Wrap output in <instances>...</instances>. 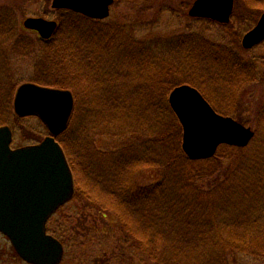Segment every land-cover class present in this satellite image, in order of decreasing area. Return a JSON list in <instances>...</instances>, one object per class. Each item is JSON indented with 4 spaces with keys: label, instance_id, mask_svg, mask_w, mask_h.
Masks as SVG:
<instances>
[{
    "label": "rangeland",
    "instance_id": "rangeland-1",
    "mask_svg": "<svg viewBox=\"0 0 264 264\" xmlns=\"http://www.w3.org/2000/svg\"><path fill=\"white\" fill-rule=\"evenodd\" d=\"M186 1L189 0H151L152 3L148 4V1H145V4H143L142 1L141 4V0H115L110 9V15L101 20L100 24H97L103 43V46L99 45L100 48L105 51V45L111 46V44L106 43L108 40L110 41L111 34H113V37H117V40L124 39L122 29L133 26L136 31L135 39L145 41L143 43L146 45H143L145 47L142 46V48L148 57L134 56L135 53L129 51L127 52L130 56L128 59L124 58V54L117 53L116 59L111 60L107 59L105 54L101 53V50L95 49V40L91 39L89 41L86 36L82 35L83 33H81L82 38H76L74 50L71 47L64 50L59 48L56 51H48L47 47L40 45L39 38H43L39 36V33L27 29L23 25V20L27 17H44L58 21V27L52 35H55L56 42L63 40L64 33L66 35L70 32H76L77 37L76 16L68 13L69 9L53 8L52 0H0V7L12 8L15 11L16 25L25 40L32 39V43L35 42L34 48H31V52L25 56L13 51V41L7 43L2 51L0 49V99H2L0 110L5 109L0 115V124H7L12 128L14 133L12 146L15 148L35 143V140L39 142L45 138L43 134H40L42 128L40 127L41 120L39 117L25 119L24 121L16 119L19 116L13 109V99L18 87L22 83L34 82L33 80L39 79L53 85L62 84V81L66 78L60 77V72L73 71L74 66H76V73L73 77L71 74L68 77L74 80L75 76L78 77L79 70L81 73L84 71L85 78L81 77V89L78 88L77 79L76 90L80 98L88 100L87 107L82 105L79 107L78 113L77 110L73 111L74 114H72V119H70L68 125L70 134L67 137L65 153L68 161H72L71 163L69 161V164L74 175L75 187L77 188V176L82 188H85L83 190L94 196L98 194L101 201H112L108 196H105L106 191L102 189L103 186L87 175L88 169L83 163L86 159H82L78 155L80 148L86 146L87 142L90 141L94 150H91V152H94L92 157L96 154L100 160L96 161L94 157L93 164L96 163L99 167H101V160L110 158L111 153H117L125 145L141 140V138L142 140L136 143V146L148 145L147 157L150 159L160 156L162 149L158 136L159 119L157 111L154 115L152 114L151 104H147L150 109L149 112L143 114L145 118L136 112H126L122 119L118 120L116 117H109L108 112L103 107H99L100 96L104 97L103 90L112 88L114 87L113 84L117 83V93L122 98V105L128 107L127 110H130L133 106L131 105L133 96H141L142 98L147 93L148 99H150L153 96L151 91L153 80H157L160 75V61L152 55V46L155 48V43L160 42V39H162L160 49L167 53L166 60L171 62H176L179 59V55L172 54L175 55L172 56L169 53L170 50L176 48L177 44L179 46L187 45L189 48L198 45L194 47L196 51L203 49L205 52H210L209 47L199 39V35H203L217 43L234 45L231 37L226 33L227 28H224L222 24L203 17L190 16L188 10H184ZM193 2L194 0H191L189 4L192 5ZM257 7L260 8L258 9L260 11H256L255 14L253 9ZM235 9L237 14L233 17L230 32L237 33L236 38L240 37L241 42L243 35L264 12V0H260V2L258 0H235ZM251 12L253 15L250 14ZM89 25L90 20L81 19V26L88 29ZM190 33H194L193 36L188 35ZM20 42L22 41L18 43ZM240 42L237 43L233 52L245 58L249 63L256 64L257 76L254 78H252L253 76L251 78L247 77V80L232 83L229 86L228 91L230 92H227V95L224 93L226 90L222 89V92L219 90L221 84L219 78L208 77L205 74L206 68L198 66L190 68L181 63L179 67L182 71L175 76L178 82H183L186 77L197 80L219 107L228 109L232 116L255 131V136L248 146L237 149L225 145L222 149L221 161L217 159L208 163H201V168L206 171L220 172L218 175H212L210 180L187 182L185 173H179L175 176V179H180L181 184H184L183 191L191 195L192 219H198L199 221L205 219L206 224L210 225L214 231H217L218 225L231 222L230 219L225 218L229 215L236 218L239 212H254L257 199H255L256 197L252 191L253 186H241L245 183L243 180L245 175L241 176V169H244L247 160L258 157L261 159L264 156V79H262V73H264V42L252 49L242 48ZM42 49L48 52H44ZM111 50L112 48L107 50L108 55L109 52L112 54L115 52H111ZM4 57L7 60H4ZM195 59L197 61V58ZM71 60H76V65L68 63ZM217 60L216 64H213L210 59L206 60V65L209 64L207 73L213 74L214 69H217V67L220 69L222 57ZM125 62H128V64ZM137 63L139 64L137 65ZM252 66L254 67L253 64ZM88 72L92 73L91 78ZM51 87L64 88L56 85ZM107 94L108 92H106ZM9 95H12L10 100L12 109L10 111L6 109ZM125 95L130 99H127ZM82 110L89 111V118L84 119L83 116L81 117L84 113ZM86 114L84 117H86ZM177 121L178 128L176 132L181 136L180 147L183 151V127L178 118ZM120 125H124V127L121 128ZM123 131H126L127 134H121ZM132 131L137 132V134L131 133ZM137 135H140L141 138L137 139ZM166 139L168 141V138ZM129 157L141 161L145 159L143 154L138 152L130 153ZM185 164V167H190L188 163ZM150 166L152 165L144 163L141 168L134 172V180L138 187L143 188L149 185L152 187V184L161 179L163 174L161 168ZM103 168L107 171V167ZM131 174L130 171L129 175ZM247 175L251 178L255 177V174ZM249 176L248 178H250ZM206 180L210 183L209 185H207ZM202 184L205 185L201 186ZM107 203L109 207L113 206V201ZM116 205L113 207L117 211L126 210L123 209V205H119V203ZM127 215L124 214L123 217L126 218L136 232L142 234L143 231L138 220L128 219ZM50 222L51 229L63 234L65 240H67L68 247L66 248L64 264H154L147 258L142 249H138L130 238L128 240V235L121 230L119 221L112 214L104 215L102 211L76 196V194L71 201L60 208ZM223 238L221 237V239ZM223 241L222 249L225 250L223 254H219L221 255L220 259L215 258V261L212 259L211 262H208V258L205 256L194 253L193 256L188 257L191 260L190 264H264V257L248 255L239 249L232 248L226 253L229 240L223 239ZM4 245L6 247L10 246L4 235L0 233V247L3 249ZM17 263L21 264L19 261Z\"/></svg>",
    "mask_w": 264,
    "mask_h": 264
},
{
    "label": "trees",
    "instance_id": "trees-1",
    "mask_svg": "<svg viewBox=\"0 0 264 264\" xmlns=\"http://www.w3.org/2000/svg\"><path fill=\"white\" fill-rule=\"evenodd\" d=\"M142 1L143 4H145V1H148V4L152 3L151 0H141V4ZM190 1L191 0L186 1L184 5L185 11L189 9L187 7H190ZM258 1L260 2V0ZM258 9L260 8L257 7L253 9V12L256 14V11H260ZM67 12L76 16L78 36L76 37V32L67 33V36L64 33V35L62 36L63 40H61L60 42L55 41V35L52 37V39L48 41L39 38L41 43L40 45L43 47H47L48 51H56L59 48L64 50L65 48L71 47L72 50H74L76 46V38H82L81 33H83L82 35L86 36L89 41H91V39L96 41L95 49L101 50V53L105 54V57L107 59L115 60L117 53L124 54V58L128 59L130 56L127 52L129 51L134 52V56H139L141 58H143V56L145 58L148 57L145 55L142 48L143 45H146L145 43H143L145 41L142 42L135 39L136 31L133 26H127L126 29H122L125 36L124 39L121 38L120 40H117V37H113V34H111L110 41L108 40L106 42L111 44V46L105 45V51H103L102 48H100L101 45L103 46V43L101 42V34H99V27L97 25L101 23V20L92 19L75 11L68 10ZM236 14L237 11L235 9L233 17H235ZM250 14L253 15L252 12ZM15 15V11L12 8L0 7V49L2 51L4 49V46L7 45V43L13 41V51H15L21 56H25L31 52V48H34L35 42L32 43V39H29L27 41L25 40V37L16 25ZM83 18L86 20H90V25L88 29L81 26V19ZM232 25L233 23L231 22L227 25L222 26H224V28H227V31H225L227 35L231 37L232 44L234 45H228L226 43H217L197 33L200 37L199 39L205 45H207L209 47V51H211L205 52L203 49H199L196 51L194 47L198 45H193L191 46L192 48H189V46L187 45L179 46L177 44L176 48L170 50L169 52L170 55H179V59L176 61L177 63L166 60V58L168 57L167 53L164 50L160 49V47L162 46V39H160V42L157 41V43H155V48H153L152 46V55L156 56L155 58L157 60L159 59L160 61V75L159 78L157 77V80H153L151 90L153 92V96L150 97V99H148L147 93H145L142 98L141 96H133L131 99V105H133L131 108L132 110H127L128 107L122 105V98L119 96L120 94L118 95L117 93V83L113 84L114 87L103 90L104 97L102 95L100 96L99 107H103L104 110L108 112L109 117H116L118 118V120L122 119L126 112H136L138 115L144 117L143 114H145V112H149L148 110L150 109L147 104H151V107L153 109L152 114L154 115L157 111L159 119L158 136L162 149L160 156L156 158L153 157L152 159H150L149 157H147L148 145L136 146V143L142 140L140 135H137L136 137L137 139L141 138V140H137L134 143L125 145L121 148V151L117 153H111L110 158H107V160H101V167H99V165L96 163L95 165L93 164L94 157L96 161L100 160L96 156V154H94V156L92 157L94 152H91V150H93V146L90 141L87 142L86 146H82L79 150V157H81L82 159H86L85 161H82L87 167L86 169H88L87 175L103 186L102 189H105L104 191H106L105 196H108L110 200L113 201V206H117L116 204L119 203V205H123V209L126 210L122 212L117 211L115 207H109V204L107 203L112 201H101V199H99L98 197V194L94 196L91 193H88L83 190L85 188H82L81 184L79 183V180L77 179V176L76 196L85 200L89 204L94 205L98 210L102 211L104 215L112 214V216L117 221H119L121 225V230L128 235V240L130 238L132 242L137 245L138 249H142L143 253L147 256L149 260L154 262V264H190L191 260L188 257H191V255L193 256L194 253L205 256L206 258H208V262H211L212 259H214L213 261H215L217 258L220 259L221 255L219 254L224 253L225 249H222L224 242L223 239L229 240L227 244L228 246H230L228 247L226 245V253L230 251V249L234 248L239 249L240 251H243L248 255L264 257L263 155L261 159L258 157L251 160H247L246 166L244 167V169H241V176L245 175L243 177L244 179L241 178L245 182L241 186H253L252 191L254 193V196L256 197L255 199H257V203L255 205L256 209L254 210V212L251 213L239 212L238 215H236V218L230 215L229 217H225L226 219H230L231 222L226 223L224 225H218L217 231H214L210 225H207L205 219L200 221L198 219H192L193 214L190 208L191 195L186 193V191H183L182 187H184V184H181L180 179H175L176 174L185 173V176H187V182H195L196 180L199 182V180H210V177L212 175L220 174L219 171L213 173L211 170L206 171L205 169H202L201 163H208L217 159L221 161L222 149L223 146H225L226 144L222 145V147L220 146L218 152L209 159H202L201 161H198L188 158L180 147L181 136L179 133L176 132L178 128V121L169 104L168 96L175 86L188 82L200 88L205 93V95L213 102L214 106L219 111L223 113L229 112L228 109H223L222 107H219L213 101L210 94H208L207 91L203 89V87L197 80L186 77L183 82H178L175 76L182 71L181 67H179V64L181 63H184L186 67L190 68H194L195 66L206 68L205 74L208 77L211 76L219 78V80L221 81V84L219 85V90L220 92H222V89L226 90L224 92L225 94H227V92H230L228 90L229 86L232 83L244 81L247 77H237V74L235 73V66L237 64V61L239 60V57L234 54L233 50H235L237 43L239 44L240 37L236 38L237 33H235L234 31L230 32V27H232ZM123 27H125V25H123ZM193 34L194 33H190L188 35L193 36ZM19 41L22 42L18 43ZM109 48H112L111 52H115L113 54L109 52L108 55L107 50ZM42 50L44 52H48L47 50ZM221 57L222 62L220 64V69H218L217 67V69H214L213 74L207 73V68L209 64L206 65V60L210 59L213 64H216V61H218L217 59H220ZM195 58H197V61ZM4 60L7 59L4 57ZM68 63L76 65V60H71ZM125 63L128 64V62ZM138 64L139 63H137V65ZM74 73H76V66H74L73 71H61L60 77H65L66 79L62 81V84L54 85L72 90L75 97L76 105L74 111L77 110L78 113L80 106L83 105L84 107H87L88 99L80 98L76 90L77 79L78 88L81 89V77L85 78L84 71L81 73V71L79 70L78 77L75 76L74 80L73 78L68 77L69 74H71L73 77ZM88 74L91 78L92 73L88 72ZM33 81L41 85L54 86L53 84L47 83L42 79ZM106 92H108L107 95ZM11 96H8V101L6 103V109H8V111L12 109V104L10 102ZM125 97L127 98L126 95ZM1 102L2 99H0V104ZM3 110L5 109L3 108L2 110H0V115L3 113ZM82 112H84L81 115V117L83 116L82 118H89V111L86 112V110H82ZM139 112H141L142 114ZM85 114L86 117H84ZM36 117L37 116L34 115H32V117L19 116L16 119H21L22 121H24L25 119ZM2 125L3 124H0V126ZM120 126L121 128L124 127V125ZM40 127L42 128L40 134H43L44 137L47 136L49 132L42 120ZM68 129H70L69 126L64 132L57 136L58 141L61 145H63L62 147H64L65 151L67 137L70 134V130ZM137 132L132 131L131 133L137 134ZM121 134L127 133L126 131H123ZM166 138H168V141ZM34 142L36 143L38 141L35 140ZM226 146H229L230 148L241 149V147L239 148L232 145ZM132 152H138L143 154L145 159L143 161L138 159H131V157H129V154ZM71 162L72 161H70V163ZM144 163L152 165L150 167L159 166V168H161V170L163 171V174L160 180H158L155 184H152V187H150L151 185H149L147 187L140 188L137 186L133 174L136 170L141 168ZM185 163H188L190 167H185ZM92 165L95 167H93ZM103 167H107V171ZM130 171L132 172L131 175H129ZM246 174H255V177L251 178L249 175L246 176ZM248 176L250 178H248ZM209 184L210 183L207 181V185ZM203 185L205 184H202L201 186ZM124 214H128L126 216L128 219L131 218L134 221L135 219L138 220L139 226L143 231L142 234L136 232L135 229H133V227L127 222L126 218L123 217ZM221 237L224 238L221 239ZM65 244L67 248V240H65Z\"/></svg>",
    "mask_w": 264,
    "mask_h": 264
},
{
    "label": "water",
    "instance_id": "water-1",
    "mask_svg": "<svg viewBox=\"0 0 264 264\" xmlns=\"http://www.w3.org/2000/svg\"><path fill=\"white\" fill-rule=\"evenodd\" d=\"M114 2L52 0V7L105 19ZM234 5L235 0H195L189 14L227 24ZM23 25L47 39L54 34L58 22L31 16L23 20ZM263 40L264 12L244 34L242 45L251 48ZM169 103L183 127L182 149L192 160L213 157L223 144L246 147L255 136L251 127L218 113L190 84L176 86L170 92ZM74 105L70 89L25 82L15 94V113L38 116L49 135L38 143L13 148L12 129L0 126V231L9 236L25 260L36 264H57L63 255L62 244L46 232V222L76 192L72 169L57 139L67 129Z\"/></svg>",
    "mask_w": 264,
    "mask_h": 264
},
{
    "label": "flooded vegetation",
    "instance_id": "flooded-vegetation-1",
    "mask_svg": "<svg viewBox=\"0 0 264 264\" xmlns=\"http://www.w3.org/2000/svg\"><path fill=\"white\" fill-rule=\"evenodd\" d=\"M114 4V3H113ZM112 7V6H111ZM190 7H191V5H190ZM190 7H189V9H190ZM234 8H235V5H234ZM189 9H188V14H189ZM233 14H234V10H233ZM233 14H232V17H231V20H230V22L229 23H231L232 22V19H233ZM190 15V14H189ZM262 15V14H261ZM260 15V16H261ZM191 16V15H190ZM260 16L258 17V19L256 20V23L250 28V29H252L257 23H258V21H259V19H260ZM203 18H205V17H203ZM205 19H209V18H205ZM209 20H211V19H209ZM215 22H217V21H215ZM219 23V22H218ZM229 23H227V24H229ZM221 24V23H220ZM227 24H222V25H227ZM249 29V30H250ZM248 30V31H249ZM34 31H36V30H34ZM40 36V35H39ZM244 36V35H243ZM53 37V36H52ZM52 37H50V38H47V39H45V38H43L44 40H46V41H48V40H50V39H52ZM264 42V40L262 41V42H260V43H258V44H256V45H254L253 47H251V48H245L243 45H242V48H244V49H252V48H254L255 46H257V45H260L261 43H263ZM240 43H242V38H241V42ZM238 57H239V60L237 61V64H236V69H235V73L237 74V77H249V78H251L252 76L253 77H256L257 76V69H256V64H254V63H252L253 65H254V67L252 66V64L251 63H249L245 58H243L242 56H240V55H237ZM255 75V76H254ZM252 77V78H253ZM262 79H264V73H262ZM247 80V79H246ZM184 84H190V85H192V86H194L195 88H197L199 91H200V93L204 96V98L212 105V107H214V109L218 112V113H220V114H223V115H225V116H231V117H233L234 119H236L237 121H239V122H241V123H243L241 120H239V119H237V118H235L234 116H232V114L231 113H223V112H221V111H219L215 106H214V104H213V102L205 95V93L200 89V88H198L197 86H195V85H193V84H191V83H188V82H186V83H184ZM227 95V94H226ZM244 124V123H243ZM245 125V124H244ZM12 129V128H11ZM13 132V131H12ZM62 207V206H61ZM60 207V208H61ZM60 208H58L57 210H56V212L54 213V214H52V216L47 220V222H46V232L48 233V234H50V235H52L54 238H56L61 244H62V247H63V255H62V258H61V260L57 263V264H64V258H65V254H66V244H65V237L63 236V234H60L58 231H54V230H52L51 229V220H52V218H53V216L60 210ZM0 233L1 234H3L4 235V237L6 238V240H7V242L9 243V247L7 246L6 247V245H4L5 247L2 249L1 247H0V264H13V263H15L16 264V262L17 261H19L21 264H36V263H33V262H29V261H27V260H25L18 252H17V250H16V248H15V246L13 245V243H12V241H11V239L9 238V236H7L6 234H4L3 232H1L0 231ZM18 264V263H17Z\"/></svg>",
    "mask_w": 264,
    "mask_h": 264
},
{
    "label": "bare ground",
    "instance_id": "bare-ground-1",
    "mask_svg": "<svg viewBox=\"0 0 264 264\" xmlns=\"http://www.w3.org/2000/svg\"><path fill=\"white\" fill-rule=\"evenodd\" d=\"M169 97V96H168ZM169 101V100H168ZM220 147V146H219Z\"/></svg>",
    "mask_w": 264,
    "mask_h": 264
}]
</instances>
